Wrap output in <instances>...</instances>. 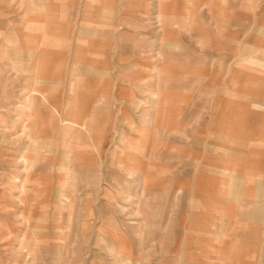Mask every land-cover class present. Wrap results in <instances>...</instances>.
Segmentation results:
<instances>
[{
  "label": "rangeland",
  "instance_id": "1",
  "mask_svg": "<svg viewBox=\"0 0 264 264\" xmlns=\"http://www.w3.org/2000/svg\"><path fill=\"white\" fill-rule=\"evenodd\" d=\"M108 2L0 5V161L10 183L0 195V264H220L205 261L208 246L197 241L205 228L176 227L180 241L168 240L169 192L184 170L199 172L197 161L183 167V155L188 163L206 151L188 146L173 113L211 123L214 91L247 37L235 29L264 27V17L257 5L253 19L237 18L234 0H150L159 17L143 14L147 28L137 33L140 0H116L112 27L103 23ZM79 33L86 42L76 59ZM151 41L157 50L135 49ZM136 72L158 78L125 81Z\"/></svg>",
  "mask_w": 264,
  "mask_h": 264
},
{
  "label": "crops",
  "instance_id": "2",
  "mask_svg": "<svg viewBox=\"0 0 264 264\" xmlns=\"http://www.w3.org/2000/svg\"><path fill=\"white\" fill-rule=\"evenodd\" d=\"M9 1L0 0L2 9H6ZM234 1L241 4L240 8L243 11V14L236 15L237 18L253 19L257 5L260 8L259 15L264 17V0ZM29 2L31 9H36L37 5L40 9L44 8L41 4H44L46 0H29ZM115 3L116 0H110L107 6L103 3V7H107L103 10V23L110 27L115 23ZM140 3L141 10L146 11L134 14L137 20V25L134 27L137 28V33L142 32L141 28H147L144 26L143 14L150 16L151 19L159 17V12L149 11L150 0H140ZM109 9L112 11V24L105 22ZM88 10L91 14L90 5ZM160 13L165 15L162 11ZM168 14L170 18L175 15L174 11H169ZM91 16L89 19L92 23ZM88 30L93 32L90 34L95 35L91 28ZM235 32V35L247 37L244 43L239 44V47L235 49L237 57L231 61L234 64L230 76L223 80L219 90L214 91L215 117L211 123H206L202 118L198 122L192 121L193 112L191 111L181 114L173 113L176 117L182 116L180 125L183 127L184 140H189L188 146L193 145L198 151L205 146L206 151L202 157L199 154L195 159L188 160V163L183 155V167L187 164L191 167V164L197 161L199 172L196 176H191V172L184 170L183 177L173 184V190L169 192L173 194V200L171 199L168 205L166 224L172 228V235L168 237L172 243L180 241L175 237L176 227L205 228V234H200L197 241L208 246L205 250L209 253H205L204 256L206 263L220 258V264H260L263 252L259 245L264 234V27L237 26ZM100 34L103 35V39H107L110 31H102ZM39 44L43 45L40 42ZM172 45L168 42L166 50L172 49ZM143 48L158 49L157 46L153 47L152 41L146 42L145 46H136L135 49ZM109 49L114 52L118 49L130 51V47H121L115 43ZM122 54L118 56L121 60ZM112 59L115 58L112 56ZM134 66H138V63ZM148 78L153 80L158 78V75L151 73L149 76H143L142 72H136L133 78L125 81L142 83L149 81ZM207 99L208 106H211L213 98ZM204 106L207 108V104ZM202 112V116L206 115L203 110ZM192 122H194L193 126ZM186 146L187 144L184 143L182 147L184 154L187 153ZM178 158L176 156L174 161L176 159L179 163ZM8 169L9 162L1 160L0 195L8 192L5 190L10 184ZM195 177L197 178L194 179ZM178 181H181L182 186L178 184ZM191 193L196 200L193 206L192 202H189ZM179 196H181L180 199ZM9 216L13 219L12 215H6V219ZM6 221L8 222L3 223L9 226L10 220ZM185 241V238L181 240V242ZM119 264L125 263L120 261Z\"/></svg>",
  "mask_w": 264,
  "mask_h": 264
},
{
  "label": "bare ground",
  "instance_id": "3",
  "mask_svg": "<svg viewBox=\"0 0 264 264\" xmlns=\"http://www.w3.org/2000/svg\"><path fill=\"white\" fill-rule=\"evenodd\" d=\"M88 16V15H87ZM86 16V17H87ZM85 23H87V22H85ZM80 35H79V37H78V41H77V44H76V56H75V58L76 59H79V54H81L80 52L83 50V48H82V45H84V41L82 40V37H81V33H79ZM78 35V34H77ZM86 42V41H85ZM86 46H92V43H87V45ZM122 210H123V208H122ZM121 210V211H122Z\"/></svg>",
  "mask_w": 264,
  "mask_h": 264
}]
</instances>
